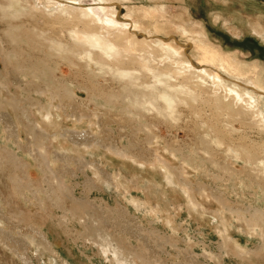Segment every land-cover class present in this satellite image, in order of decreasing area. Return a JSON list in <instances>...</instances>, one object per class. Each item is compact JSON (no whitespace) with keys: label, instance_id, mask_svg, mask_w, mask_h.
Returning a JSON list of instances; mask_svg holds the SVG:
<instances>
[{"label":"rangeland","instance_id":"rangeland-1","mask_svg":"<svg viewBox=\"0 0 264 264\" xmlns=\"http://www.w3.org/2000/svg\"><path fill=\"white\" fill-rule=\"evenodd\" d=\"M178 1L128 2L157 21L155 34L187 45L202 38L236 75L264 87V36L234 31L259 14L264 25V0ZM36 22L0 24L15 37L0 38V264H264V132L218 117L234 140L240 134L254 146L231 152L188 109L171 120L109 102L100 89L119 87L108 86L107 74L91 77V92L69 81L61 90L71 65ZM84 209L92 219L75 215ZM88 223L104 237L87 234Z\"/></svg>","mask_w":264,"mask_h":264},{"label":"bare ground","instance_id":"bare-ground-1","mask_svg":"<svg viewBox=\"0 0 264 264\" xmlns=\"http://www.w3.org/2000/svg\"><path fill=\"white\" fill-rule=\"evenodd\" d=\"M83 1L0 0V24L2 21L32 18L36 25V18L39 16L42 19L41 29L44 32H40L39 37L49 41L50 50L57 56L69 61L74 75L63 82L61 90L69 91V81L91 92L96 88L91 77L107 74L110 80L108 86L117 84L119 87L117 94L114 90L100 89L106 96L114 97L108 98L109 102L120 99L121 104L154 110L171 120L180 118L181 113L188 109L200 116L198 120L209 123L204 131L214 133L217 142L226 144L228 151L240 153L241 147H244L249 149L246 153L253 152L250 146H254L243 135L238 134L239 138L234 140L236 138L230 133L231 129L216 125L217 118L228 115L231 122L237 121L248 129L264 132V87L256 85L248 77L242 79L243 76L236 75L235 65L222 56L220 49L206 44L202 38L193 37L192 45H187L175 36L168 35V32L165 35L155 34L157 21L147 22V11L135 9L128 2L130 0H92L95 3L90 5ZM153 1L160 3V0ZM225 1L242 2L244 7L249 5V0ZM178 2L185 6L186 0ZM186 8L190 15L192 11L189 4ZM233 17L229 18L231 23L236 20ZM248 17L249 14H245L243 18ZM259 18H263V15L259 14L247 22L246 28L242 25L245 22L234 23V31L241 33L242 29H250L264 36V25ZM146 23L151 26H146ZM176 30L178 34H183L186 29L180 25ZM4 36L11 41L15 39L13 34L0 33L1 39ZM189 49L191 53L187 52ZM9 60L12 62L13 58ZM78 60H84V63ZM82 79L88 85L78 81ZM55 94L62 96L64 92L60 94L59 91H53L52 95ZM126 111L133 113L130 109ZM204 140L209 146L212 138L209 136V139ZM235 145L240 149H236ZM256 159H259L258 155L251 157L254 162ZM83 212L87 220L92 219V213L90 216L85 209L80 214L74 213L83 216ZM91 225H85L86 233L92 230L95 231L93 235L90 233L92 236L103 238L102 231ZM106 245L114 248L108 242ZM115 252L118 253L117 250Z\"/></svg>","mask_w":264,"mask_h":264}]
</instances>
